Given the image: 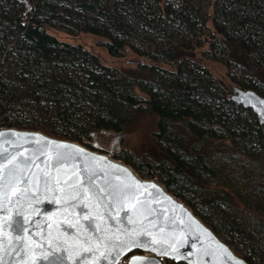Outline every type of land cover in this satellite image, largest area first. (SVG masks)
Instances as JSON below:
<instances>
[{
    "label": "trees",
    "instance_id": "obj_1",
    "mask_svg": "<svg viewBox=\"0 0 264 264\" xmlns=\"http://www.w3.org/2000/svg\"><path fill=\"white\" fill-rule=\"evenodd\" d=\"M202 1L0 0V127L41 131L87 147L96 132L121 133L144 117L152 129L151 157L113 158L162 183L248 264H264L235 217L212 208L217 202L234 207L264 231V207L245 198L254 188L264 191V157L256 154H264V130L193 59V51L206 47L203 53L219 58L235 86L264 97V0H213L207 41ZM171 27L184 31L187 41L169 36ZM50 30L71 39L94 36L117 62ZM127 53L135 59H125ZM234 158L254 164L259 173L248 177L262 181L226 184L213 160ZM205 188L215 194L196 193Z\"/></svg>",
    "mask_w": 264,
    "mask_h": 264
},
{
    "label": "water",
    "instance_id": "obj_2",
    "mask_svg": "<svg viewBox=\"0 0 264 264\" xmlns=\"http://www.w3.org/2000/svg\"><path fill=\"white\" fill-rule=\"evenodd\" d=\"M229 99L264 130V97L235 86ZM138 261L248 264L162 183L111 152L0 127V264Z\"/></svg>",
    "mask_w": 264,
    "mask_h": 264
},
{
    "label": "rangeland",
    "instance_id": "obj_3",
    "mask_svg": "<svg viewBox=\"0 0 264 264\" xmlns=\"http://www.w3.org/2000/svg\"><path fill=\"white\" fill-rule=\"evenodd\" d=\"M214 1L213 0H203L201 3V15L203 19L206 21V25L208 28H202L201 35L202 38L207 41L210 38V35H213V30L211 29V21L210 17H212L211 8L213 7ZM155 17L147 18L150 25H155L157 23L154 20ZM50 34L61 41H66L70 43H80L86 48H89L91 51L97 53L102 59L112 65L116 64V60L110 58L105 50L99 46L98 42L99 39L91 36V35H80L77 39H71L67 37V35L63 32L50 30ZM168 35L174 36L177 39H186L185 32L179 30L177 28L171 27L168 29ZM153 37H156L154 34ZM158 42V41H157ZM206 51V47H201L193 51V59L195 62L207 69L212 77L217 81L220 82L225 86L227 91L231 94V89L235 87V84L231 82L227 76L224 66H222L219 62L215 61L219 60L218 57L215 59H210L206 54L203 52ZM125 59H135L131 53H127ZM121 62V61H119ZM136 93L143 99H145V95L141 94L140 91L136 90ZM252 114L247 115V118H250ZM148 120L144 117H140L126 125L121 133H95L94 141L89 142L87 145L88 148L94 151L108 153L111 152L112 157L114 155H122V156H130L131 160L137 162L139 159H149L151 157V153L154 150L153 147V140L151 137L152 129L148 127ZM257 157H264V154L256 153ZM121 161V160H120ZM124 162V161H123ZM213 166L217 168H222V175L224 177L225 183L230 184L231 186H244L249 187L254 184L260 183L262 179H251L248 177L250 173H259V169L252 163L240 160V159H231V160H213ZM146 179V178H145ZM203 183L211 184V187H214L215 182L212 179L203 177ZM193 189H196L195 187ZM199 195L205 194H215L213 189L205 188V189H198L196 191ZM245 198L249 201L251 206H255L260 204L264 207V191L259 189H252L250 190ZM228 205L214 203L212 208H218L219 211H224L225 215L234 216L235 219L233 220L234 225H238L242 231L248 232V236L253 240L252 242L255 243L258 252L264 254V231H261L257 228L256 223L249 218H247L240 210L232 207V209L227 208ZM226 210V211H225ZM227 213V214H226ZM224 242L225 239L220 237ZM261 240L262 242H259ZM233 250V249H232ZM234 251V250H233ZM235 252V251H234ZM238 255V254H237ZM261 255V254H260ZM264 257V256H263Z\"/></svg>",
    "mask_w": 264,
    "mask_h": 264
},
{
    "label": "snow or ice",
    "instance_id": "obj_4",
    "mask_svg": "<svg viewBox=\"0 0 264 264\" xmlns=\"http://www.w3.org/2000/svg\"><path fill=\"white\" fill-rule=\"evenodd\" d=\"M137 264H142V262H139V261H138ZM236 264H239V262H236Z\"/></svg>",
    "mask_w": 264,
    "mask_h": 264
}]
</instances>
